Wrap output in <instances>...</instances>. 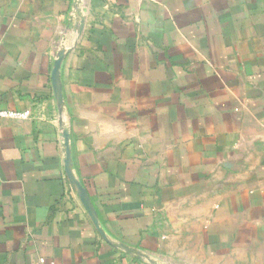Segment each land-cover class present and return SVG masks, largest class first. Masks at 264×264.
Listing matches in <instances>:
<instances>
[{
    "label": "crops",
    "instance_id": "1",
    "mask_svg": "<svg viewBox=\"0 0 264 264\" xmlns=\"http://www.w3.org/2000/svg\"><path fill=\"white\" fill-rule=\"evenodd\" d=\"M0 111V264H264V0H0Z\"/></svg>",
    "mask_w": 264,
    "mask_h": 264
},
{
    "label": "water",
    "instance_id": "2",
    "mask_svg": "<svg viewBox=\"0 0 264 264\" xmlns=\"http://www.w3.org/2000/svg\"><path fill=\"white\" fill-rule=\"evenodd\" d=\"M65 58V52L61 51L58 56L57 60L54 65V70H53V86L55 90V95L58 99V102L60 105L63 103L62 101V94H61V82H60V69H61V64ZM64 147H65V171L67 173L68 179L70 183L77 189L79 197L84 204L85 208L87 209L89 215L91 216L94 224L98 227V221L97 217L95 214V211L90 203L89 197L83 188V186L80 184V182L75 178L71 171V153H70V147H69V134L68 132H64Z\"/></svg>",
    "mask_w": 264,
    "mask_h": 264
},
{
    "label": "built area",
    "instance_id": "3",
    "mask_svg": "<svg viewBox=\"0 0 264 264\" xmlns=\"http://www.w3.org/2000/svg\"><path fill=\"white\" fill-rule=\"evenodd\" d=\"M31 117V112H15V111H0V121L1 120H27ZM42 263H45L42 260Z\"/></svg>",
    "mask_w": 264,
    "mask_h": 264
}]
</instances>
